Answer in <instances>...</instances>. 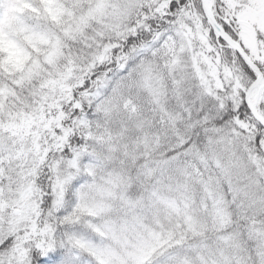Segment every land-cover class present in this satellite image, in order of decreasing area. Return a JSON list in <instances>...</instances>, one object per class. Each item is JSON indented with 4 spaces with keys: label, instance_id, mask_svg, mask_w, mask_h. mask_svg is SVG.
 Returning <instances> with one entry per match:
<instances>
[{
    "label": "snow or ice",
    "instance_id": "1",
    "mask_svg": "<svg viewBox=\"0 0 264 264\" xmlns=\"http://www.w3.org/2000/svg\"><path fill=\"white\" fill-rule=\"evenodd\" d=\"M0 264H264V0H0Z\"/></svg>",
    "mask_w": 264,
    "mask_h": 264
}]
</instances>
